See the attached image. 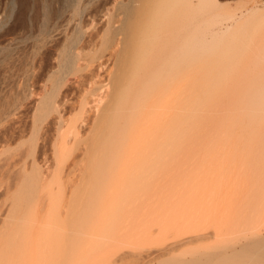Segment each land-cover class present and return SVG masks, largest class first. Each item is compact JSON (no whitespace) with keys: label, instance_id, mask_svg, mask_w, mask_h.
<instances>
[{"label":"bare ground","instance_id":"bare-ground-1","mask_svg":"<svg viewBox=\"0 0 264 264\" xmlns=\"http://www.w3.org/2000/svg\"><path fill=\"white\" fill-rule=\"evenodd\" d=\"M111 2L113 10L97 15ZM7 3L9 13L0 15V264L59 260L48 247L54 236L34 231L53 222L38 224L33 203L52 168L74 169L81 157L100 183H110L104 215L89 233L107 248L95 242L64 260L264 264V0L235 10L220 0ZM90 85L104 94L82 124L69 126L76 145L64 138L53 145L51 163L47 146L64 128L66 97ZM89 132L94 142L81 148L80 135ZM128 180L143 182L134 192ZM124 213V235L113 238Z\"/></svg>","mask_w":264,"mask_h":264},{"label":"rangeland","instance_id":"rangeland-1","mask_svg":"<svg viewBox=\"0 0 264 264\" xmlns=\"http://www.w3.org/2000/svg\"><path fill=\"white\" fill-rule=\"evenodd\" d=\"M118 1H124V0H118ZM243 1L244 0H220L222 5L230 10H235L238 7V5ZM7 2L8 0H0L1 16L6 15V13L8 14L10 11V5ZM111 9L112 10L114 9V4L112 2L108 5L103 6L100 9V11L97 13V15L102 16L105 13H107L108 10L110 11ZM101 36L102 34L96 37L93 43L89 47L85 48L84 55L97 48V45L100 44ZM84 58L87 57L84 56ZM43 84H44L43 87L47 86L46 89L47 91L50 88L49 81L47 78H45V82ZM46 91H44L43 88L41 90H36V93L38 94V97H40L43 96L46 93ZM104 91L105 89H103L102 91H94V89H92L90 85V87H86L81 90H74L71 93H68L66 97L68 109L64 117V121H65L64 128L59 132L57 136L51 139V142L47 146L46 157L51 163L56 161L53 145L59 144L62 138L69 139L72 141V144H74V146L76 145L75 137L72 134L70 135L68 132L69 126L73 124L79 126L80 124H82L87 116L86 110L92 107L93 105H95L99 101V99L102 97V94H104ZM32 115L34 116V112L29 113L28 115L30 125L33 119ZM31 134L32 133L28 135V139L25 141L29 140ZM80 138H81V142L79 143V145L81 148H86L88 146L91 147L94 142V133L89 132L87 135L81 134ZM27 148L28 147L24 146L23 150L26 151ZM64 154L65 153H63V155L61 156V159L64 157ZM59 159H60V155H59ZM79 161H80L79 166L74 169H67L64 168L62 165L61 166L57 165L54 168H52L50 170L51 177L44 184L40 194L33 203V205L37 204L35 208L37 210L36 216L38 217L37 220L38 224L40 223V225L42 226L46 224L48 219L50 218V221L53 222V224L57 225V227H54L52 224L49 225L47 228L39 227L38 225L37 228L34 229L35 232L45 231L50 236H54L53 239L55 240V243L50 244L48 247L50 250H52V253L59 255V260L45 262L43 264H72L71 262H69L70 261L69 259L64 260V258L71 257L70 255L72 249L87 248L88 246L98 247L96 245L98 244L97 243L98 241L94 237L92 238V236H89V233L95 230L93 229L94 228L93 225L98 219H101L100 216L104 215V212L102 211V207L104 206V204L102 205V202L106 198V195L110 192L109 191L110 183L106 182L102 184L100 183V181H98V177H96L97 171L93 170L94 169L93 163L92 164L88 163L87 159H84V157H81ZM112 171L113 170L110 171L108 169L105 170L104 172L105 174L108 175L111 174ZM132 172L135 173V171L133 170ZM189 172L194 173L198 171H194V170L192 171L191 168ZM126 179H131V177L130 178L126 177L125 180ZM142 180L144 179L142 178ZM126 182H128L126 183L128 187L130 188V186H133V189L132 188L131 189L134 192H136L138 191V189H140V185L142 184L143 181L138 180L133 182V184H131L132 181L130 182L129 180ZM158 182L159 179L155 176L154 182L151 184L155 190H156V186H158L159 184ZM117 184L116 185L119 188L114 187L113 190L115 191L121 189L120 187L121 184H119L118 182ZM126 190L128 189L126 188ZM2 199L1 201H4V199L6 198L3 197ZM100 209L101 212L99 213ZM89 216L92 219H94V222L92 224H90L88 221ZM125 221H127V219H125V213H124L119 216L118 219L119 227L113 230L114 231L112 233L113 238L115 237L118 238L119 236L124 235L123 226L125 225ZM129 222L130 223L137 222V220L134 221L129 220ZM98 245L107 248V245L105 244L99 243ZM105 263L106 262L94 263L87 261L82 264H105Z\"/></svg>","mask_w":264,"mask_h":264}]
</instances>
